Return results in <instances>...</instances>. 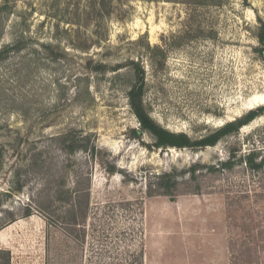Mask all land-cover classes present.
<instances>
[{
	"label": "rangeland",
	"instance_id": "1",
	"mask_svg": "<svg viewBox=\"0 0 264 264\" xmlns=\"http://www.w3.org/2000/svg\"><path fill=\"white\" fill-rule=\"evenodd\" d=\"M263 26L264 0H0V264H264ZM131 60L193 141L263 111L156 148Z\"/></svg>",
	"mask_w": 264,
	"mask_h": 264
},
{
	"label": "trees",
	"instance_id": "2",
	"mask_svg": "<svg viewBox=\"0 0 264 264\" xmlns=\"http://www.w3.org/2000/svg\"><path fill=\"white\" fill-rule=\"evenodd\" d=\"M261 37L264 39V26L262 27ZM131 64L134 65V72L136 77V83L132 86L129 97L131 107L138 117L142 130H148L155 138L154 147H206L209 145H215L221 137L231 133L235 130H239L242 126L249 124L253 121L258 115L263 111V107L258 109L250 110L245 116H242L236 121L227 123L224 127L216 130L214 133L209 134L208 136L193 141L185 133H178L170 131L160 124H158L149 114L145 106V69L140 64L139 61L131 60ZM136 136H139L137 130H134ZM260 154L259 152L252 151L243 158L242 161L246 162V165L253 170H260L264 167V155L258 160ZM233 160L222 163L224 167H233ZM165 175L162 177L164 178Z\"/></svg>",
	"mask_w": 264,
	"mask_h": 264
},
{
	"label": "bare ground",
	"instance_id": "3",
	"mask_svg": "<svg viewBox=\"0 0 264 264\" xmlns=\"http://www.w3.org/2000/svg\"><path fill=\"white\" fill-rule=\"evenodd\" d=\"M256 100H258V101H264V94L256 95L255 96V101Z\"/></svg>",
	"mask_w": 264,
	"mask_h": 264
},
{
	"label": "water",
	"instance_id": "4",
	"mask_svg": "<svg viewBox=\"0 0 264 264\" xmlns=\"http://www.w3.org/2000/svg\"><path fill=\"white\" fill-rule=\"evenodd\" d=\"M263 44H264V42H263ZM139 134H141V131H139Z\"/></svg>",
	"mask_w": 264,
	"mask_h": 264
}]
</instances>
